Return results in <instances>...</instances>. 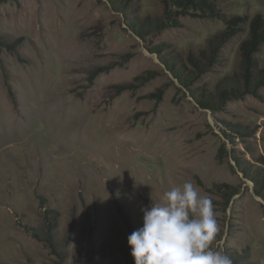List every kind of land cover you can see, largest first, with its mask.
<instances>
[{"label": "rangeland", "instance_id": "374dc122", "mask_svg": "<svg viewBox=\"0 0 264 264\" xmlns=\"http://www.w3.org/2000/svg\"><path fill=\"white\" fill-rule=\"evenodd\" d=\"M209 3L0 0V264H264V0Z\"/></svg>", "mask_w": 264, "mask_h": 264}, {"label": "trees", "instance_id": "16d2710c", "mask_svg": "<svg viewBox=\"0 0 264 264\" xmlns=\"http://www.w3.org/2000/svg\"><path fill=\"white\" fill-rule=\"evenodd\" d=\"M189 1H194L196 4V6L198 7L199 10H204V11H210L209 8V0H189ZM232 26L230 27L232 30H234L233 27H237L239 25L238 22H231ZM231 30V31H232ZM250 31H251V38L249 41L245 42L243 45V58H244V63H245V67H246V74L250 73L252 71V68L255 66V63L253 62V55L257 52H259L260 47L262 44H264V19L260 16H257L256 18H254V20H252L251 22V26H250ZM21 41L22 39H19L15 42L9 43L6 41H2L0 40V49L4 50L6 49L7 51H9L10 53L15 54L19 60H21V57L19 56V52L18 49L21 45ZM6 75V79H7V74ZM261 78H264V76H261ZM250 81V77L246 75V82ZM10 96L13 98V94L10 91ZM129 226H131V224H129ZM161 264H177V260L176 258H173L171 256H167V255H161L160 259Z\"/></svg>", "mask_w": 264, "mask_h": 264}]
</instances>
